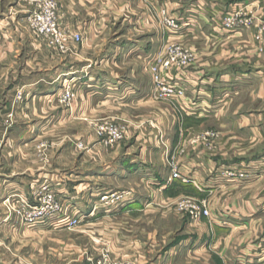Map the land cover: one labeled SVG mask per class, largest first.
Listing matches in <instances>:
<instances>
[{
    "label": "crops",
    "instance_id": "obj_1",
    "mask_svg": "<svg viewBox=\"0 0 264 264\" xmlns=\"http://www.w3.org/2000/svg\"><path fill=\"white\" fill-rule=\"evenodd\" d=\"M248 1L263 0H55L61 23L82 38L58 54L28 28L29 0H0L1 152L13 147L15 131H28L1 125L19 88L34 87L31 99L14 112L16 120L28 117L36 101L50 102L51 86L66 82L77 96L71 116L116 118L127 125L125 142L107 149L97 167L69 172L72 187L59 176L52 180L57 193L77 206L79 223L100 224L108 235L115 226L125 230L120 240L107 237L111 258L135 264H264V34H228L220 26L225 11ZM161 8L183 23L181 34L157 29ZM168 42H180L195 61L187 70L165 74L180 80L186 97L160 103L153 99L149 67ZM208 130L214 138L207 144ZM28 145L22 142L19 156L0 160V200H29V186L47 180L30 163ZM173 167L185 182H167ZM240 168L250 175L235 181L221 176ZM111 194L122 202L103 206L99 199ZM183 196H210L212 217L190 222L177 215L171 204ZM158 219L167 227L161 228L167 230L164 237ZM10 225L26 230L17 220ZM175 227L181 231L176 236Z\"/></svg>",
    "mask_w": 264,
    "mask_h": 264
},
{
    "label": "rangeland",
    "instance_id": "obj_2",
    "mask_svg": "<svg viewBox=\"0 0 264 264\" xmlns=\"http://www.w3.org/2000/svg\"><path fill=\"white\" fill-rule=\"evenodd\" d=\"M53 1L55 2V0ZM55 4L57 7L56 2ZM162 10L165 9L161 8L158 11L156 19L157 29L167 31L159 24V18H163ZM166 14L169 18H172L168 15L167 11ZM57 16L61 26L71 30V28L61 23L58 14V7ZM34 35L39 38L48 50L58 54H65L71 50L70 44L66 52L62 53L60 50L47 46L40 37L36 34ZM81 43L82 38L81 41L74 44ZM173 45L180 46L187 50L192 56L191 64L194 63V54L180 42H168L159 46V51L154 57L155 59L152 63H157L159 58H163L165 54L164 50ZM149 71L152 81L151 65ZM51 87L50 94H47V98H51V101H47L44 104L42 101L40 103L36 101L34 107L32 108L31 106L28 109L30 115L28 117L24 116L23 119L19 118L18 120L14 118V112L18 106L23 105L25 100L31 99L34 87H29V92L26 90L24 91V88H19L14 93V96L10 100L11 110L13 111H11L7 119L2 120L1 125L4 127L12 125L16 130L21 126H26L28 131L24 135L17 134V131H15L12 139L13 147H10V149L8 147L7 150L3 152L0 151V155L2 154L0 160H3L4 156H7L8 154L13 158L19 156L21 151L17 153V150L19 149L18 147L20 144L22 142L29 143L26 148L30 153V163H33L34 161V164L38 169L44 170L47 180L38 181L29 186L31 198L28 200L26 197H22V199L26 201V205L30 204V206H35L38 203V196L40 197L39 194L41 188L49 186L50 189L53 190L56 200L62 204V213L59 217L67 220L68 218H73L75 216L80 222V218H78V210H75L77 206L69 203L68 197H64L67 196L66 193H63L62 195L57 193L52 185V180H56V177L59 176L60 182H62L63 185L66 184V188L72 187L70 186V180L75 179L70 178L69 172L71 170H76L77 168L85 172L86 170L97 167L100 163L99 160L102 154L109 151L107 149L118 145L120 146L125 142L127 139V125L116 118L103 119L94 117L93 119L86 121L81 120V118H75V114L72 116L70 115V110H72L74 101L77 99L74 88L66 82L59 88L55 89L54 86ZM19 94L21 95V98H18ZM153 99L155 102L169 103L168 101L161 99ZM80 106L81 105H79V108ZM105 125H114L118 127L123 133L122 141L114 146H108L103 139V135L98 133L100 128L105 127ZM206 133L211 134L212 130H208ZM209 136L210 137L206 139L207 144L210 139L214 138V134ZM3 142L5 143L6 140L4 139L2 143ZM96 146H100V149H95ZM12 148L15 150L11 151ZM48 175H52V177H48ZM209 197L210 196H183L175 199L171 204V208L177 213V215L183 216L184 219L187 218L190 222H199L201 219L193 221L189 214L184 210H181L178 205L180 202L187 199L192 201L205 200L210 204ZM9 199L10 198L4 197L0 200V264H135L132 260L113 259L111 258L112 256L110 255V252H108V240H120L119 236L124 235L125 230L123 228L115 226V228L110 230L108 235V232L104 231L106 229L103 230V226L100 224L89 227L84 223L78 222L71 228L66 226L55 228L49 224H29L26 221V215L23 212L24 209L21 203V197H19L16 202H12V200ZM2 212L5 213V216ZM14 220H17V222H19V224L26 230L18 232L17 229L14 228V225H10ZM160 222L161 224L158 225L159 227L157 226L160 230L158 231L159 236L164 237L166 236L165 234L167 230L161 228L167 227L163 220H160ZM174 226L178 227L176 224ZM129 227L131 226H127V228ZM176 227L174 229V236L181 232H175ZM36 229L42 231L38 233L35 231ZM171 231L172 229L168 230V232ZM133 232L134 231H132V233ZM136 233H139V230H136ZM107 237H109V239Z\"/></svg>",
    "mask_w": 264,
    "mask_h": 264
},
{
    "label": "built area",
    "instance_id": "obj_3",
    "mask_svg": "<svg viewBox=\"0 0 264 264\" xmlns=\"http://www.w3.org/2000/svg\"><path fill=\"white\" fill-rule=\"evenodd\" d=\"M29 2L33 5V10L26 18L28 28L40 37L47 46L60 50L63 53L66 52L71 43L81 41L79 33L61 26L57 16V7L53 0H29ZM162 16L163 18H159L161 27L174 35H179L183 32L184 25L180 20L169 18L165 10H162ZM220 26L228 34H233L240 30L255 29L257 34L263 35L264 0L262 2L248 1L225 11L221 16ZM164 51V57L159 58L157 63L151 64L154 98L164 101L183 99L186 97V92L180 80L172 81L165 74L167 72L169 74L187 70L192 65V56L180 46L173 45ZM18 98H21L20 94ZM98 133L103 135V139L108 146H114L123 139L122 131L114 125H105V127L100 128ZM249 175L250 173L247 168L228 170L221 174L224 179L229 181H235L237 178H247ZM174 180L186 181V178H182L181 173L176 167L172 168L167 182L171 183ZM39 195L38 203L35 206L26 205V201L24 199L21 200L23 212L29 224H49L55 228L64 226L71 228L79 222L75 216L73 218H66L67 220L59 217L62 213V204L56 200L55 194H53V190L49 186L42 187ZM121 197L120 195L111 194L103 196L99 202L105 207L117 206L122 202ZM178 206L189 214L193 221L212 217L210 204L205 200L192 201L187 199L180 202Z\"/></svg>",
    "mask_w": 264,
    "mask_h": 264
}]
</instances>
